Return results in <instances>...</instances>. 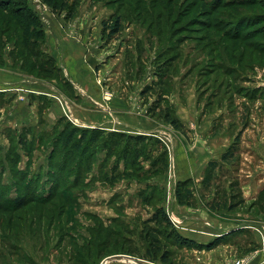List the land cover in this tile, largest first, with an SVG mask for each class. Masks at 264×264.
<instances>
[{
    "label": "rangeland",
    "instance_id": "rangeland-1",
    "mask_svg": "<svg viewBox=\"0 0 264 264\" xmlns=\"http://www.w3.org/2000/svg\"><path fill=\"white\" fill-rule=\"evenodd\" d=\"M40 2L0 33V264H264V0Z\"/></svg>",
    "mask_w": 264,
    "mask_h": 264
},
{
    "label": "trees",
    "instance_id": "trees-1",
    "mask_svg": "<svg viewBox=\"0 0 264 264\" xmlns=\"http://www.w3.org/2000/svg\"><path fill=\"white\" fill-rule=\"evenodd\" d=\"M37 15L35 13V11L33 10V8L30 6V4L28 3L27 0H0V33L3 35L7 32L8 28L7 25L10 23H14L17 25H22L23 26V22L25 21V27H23V33H27L29 32V26L31 24L30 20L28 18H36ZM13 19H16V22H13ZM262 20H264V15H262ZM6 25V26H5ZM233 27V23H229L228 25H226L227 30ZM119 19L116 18L111 29H110V34H112V32H116L119 30ZM246 37H237V39L243 40ZM246 47L250 48V45L248 46L247 44L245 45ZM236 55V54H235ZM230 68H224V72L225 74H228V72L231 71ZM232 73V72H230ZM167 116V115H166ZM167 118V117H166ZM165 118V119H166ZM171 123H173L174 125L178 126L179 121L176 118H172L170 120ZM71 128L69 129H64V131L62 132V134L58 137L60 139V141L66 145L70 144L72 142V140L74 139V135L77 133V129L73 126H70ZM89 135H87L86 138V142L87 144L89 143H99L102 142V144L106 147L105 151H106V157H110L111 153L113 152V147L116 148L123 140L124 138H127L125 140V144L123 149H122V153L124 154V156H122L123 158H127V156H130V160L129 164H137L138 157L141 154V156L143 155L145 159H148L147 156L145 155L146 151L145 148L142 147V143L145 140H150L151 139V135H126L125 132H112L110 133V135L108 136L109 139L107 140H101L103 131L102 129H97V128H92L89 130ZM81 140H83V138H85V133H82L80 135ZM128 141H135L136 144L140 143L141 146H135V143L130 145V143ZM157 143H160L159 140H155ZM129 143V144H127ZM87 147H89L88 145H85V147L82 148L81 153H85V149H87ZM130 152V153H129ZM162 156V161L161 162H165V159L163 157V153H161ZM141 158V157H139ZM142 159V158H141ZM144 160V159H143ZM142 161V160H141ZM156 158L151 162V165H155L156 163ZM178 193V190L176 192V194ZM179 194V193H178ZM46 197H42L39 198L37 197L35 200H37V202H44L46 199ZM0 201L6 202V201H12L14 204V207L16 208V206H22L24 203V200L22 197H16L15 199H11V200H4L2 201V196H0ZM0 203V204H2ZM4 205V204H2ZM0 205V206H2ZM163 217L167 220V216L165 215V213L163 212ZM169 222V221H167ZM175 237L177 238L178 241H181V238L175 234ZM174 237V238H175ZM175 238V239H176ZM183 240V239H182ZM154 240H149V249L151 247H154V251L158 252V248L157 245H153L154 244ZM110 252H102L100 255L105 256L108 255ZM127 254L130 255H135L136 250L135 251H128L126 252ZM119 254V253H117ZM112 255V254H111ZM129 255V256H130ZM109 256V255H108ZM107 257V256H106Z\"/></svg>",
    "mask_w": 264,
    "mask_h": 264
},
{
    "label": "crops",
    "instance_id": "crops-1",
    "mask_svg": "<svg viewBox=\"0 0 264 264\" xmlns=\"http://www.w3.org/2000/svg\"><path fill=\"white\" fill-rule=\"evenodd\" d=\"M92 36V35H91ZM91 36H88L87 38H88V40L89 41H87L85 38H84V40L82 41V42H79L82 46H83V48L82 47H80L79 45H78V47H79V51H85L86 49H87V47H89V46H84L85 44H88L89 43V45H93V44H95L94 45V49H95V52H97L98 51V53H99V51L101 50V48H99V43H97L96 41H94V40H91L89 37H91ZM62 38H64V37H62ZM68 44H72L71 42H69ZM97 45V46H96ZM98 47V48H97ZM92 48V46L90 47V49ZM85 49V50H84ZM69 50H72L73 52H74V50L73 49H70L69 47H68V45H67V47H66V52L67 53H69ZM94 51V50H93ZM94 52V53H95ZM100 54V53H99ZM121 106V105H120ZM252 260V259H251ZM249 261L247 264H263L262 262L263 261H261L260 259H256V260H252V261Z\"/></svg>",
    "mask_w": 264,
    "mask_h": 264
},
{
    "label": "water",
    "instance_id": "water-1",
    "mask_svg": "<svg viewBox=\"0 0 264 264\" xmlns=\"http://www.w3.org/2000/svg\"><path fill=\"white\" fill-rule=\"evenodd\" d=\"M112 261H125V262L134 263V264H147V263L143 262L140 259L132 258L129 255H126V254H112V255H109V256H107V257H105L103 259L102 263L104 264L106 262H112Z\"/></svg>",
    "mask_w": 264,
    "mask_h": 264
},
{
    "label": "built area",
    "instance_id": "built-area-1",
    "mask_svg": "<svg viewBox=\"0 0 264 264\" xmlns=\"http://www.w3.org/2000/svg\"><path fill=\"white\" fill-rule=\"evenodd\" d=\"M29 1V4L31 7H33L34 9L35 8H38L39 7V4H41L40 0H28ZM242 263V260H238L236 261V264H241Z\"/></svg>",
    "mask_w": 264,
    "mask_h": 264
},
{
    "label": "bare ground",
    "instance_id": "bare-ground-1",
    "mask_svg": "<svg viewBox=\"0 0 264 264\" xmlns=\"http://www.w3.org/2000/svg\"><path fill=\"white\" fill-rule=\"evenodd\" d=\"M108 262L104 263V264H107ZM103 264V263H102Z\"/></svg>",
    "mask_w": 264,
    "mask_h": 264
}]
</instances>
